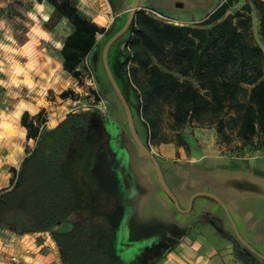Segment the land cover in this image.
<instances>
[{
  "label": "trees",
  "instance_id": "obj_1",
  "mask_svg": "<svg viewBox=\"0 0 264 264\" xmlns=\"http://www.w3.org/2000/svg\"><path fill=\"white\" fill-rule=\"evenodd\" d=\"M48 2L72 25L61 46L62 66L77 74L106 29L72 0ZM108 2L115 9V0ZM233 2L222 0L195 24L160 21L144 9L135 13L119 69L128 70L148 139L167 140L160 136L164 114L175 131L192 123L212 126L224 141L233 133L248 149L264 136V0H254L262 44L251 29L249 4L229 12ZM20 122L34 145L0 189V227L17 234L48 231L62 264H153L126 262L114 247L121 197L100 130L112 121L91 109L68 111L48 129H40L41 111H23ZM64 221L69 229L54 228ZM235 254L242 264H254L236 239Z\"/></svg>",
  "mask_w": 264,
  "mask_h": 264
},
{
  "label": "crops",
  "instance_id": "obj_2",
  "mask_svg": "<svg viewBox=\"0 0 264 264\" xmlns=\"http://www.w3.org/2000/svg\"><path fill=\"white\" fill-rule=\"evenodd\" d=\"M124 2L118 5L116 0L115 9L109 4L114 16L126 19ZM214 3L215 0H144L138 10L147 12L151 8L171 15L174 23L195 24L219 4ZM183 11H188L187 15H182ZM57 122H43L40 129L52 128ZM100 130L105 135L104 147L110 152L111 170L121 197L114 247L123 260L242 264L235 254L237 231L262 257L238 240L239 247L254 255V264H264V136L259 141L253 138L252 149L241 147L239 139L237 146H231L214 127L192 123L176 131L180 141L176 134L173 139L155 143L154 155L179 203L178 209L162 189L151 160L139 153L136 144L122 140L113 123L107 122ZM202 191L216 194L227 212ZM66 222L67 226L61 222L54 228L69 229L71 223ZM8 230L9 238L0 242V264H62L48 231L17 234ZM45 238L51 247L44 245ZM27 248L29 253L25 252ZM11 255H16L18 262L13 263Z\"/></svg>",
  "mask_w": 264,
  "mask_h": 264
},
{
  "label": "rangeland",
  "instance_id": "obj_3",
  "mask_svg": "<svg viewBox=\"0 0 264 264\" xmlns=\"http://www.w3.org/2000/svg\"><path fill=\"white\" fill-rule=\"evenodd\" d=\"M72 1L81 14L106 29L105 33L96 35V45L87 55V64L82 61L74 75L63 68L61 55L63 40L72 30L71 23L57 13L48 0H0V189L9 186L14 169L34 145V140L27 139V129L20 122V115L25 110L30 116L41 111L42 120L51 125L68 111L98 109L97 104L102 101L106 110L100 112L119 128L122 140L134 142L122 105L101 61L104 43L123 24L125 17L114 16L107 0ZM220 1L215 0L214 5ZM117 2L119 5L122 0ZM131 2L125 0L124 4L128 7ZM246 3L250 6L252 32L262 44L254 0H234L229 12L241 10ZM142 4L144 0H140L139 8ZM187 12L183 11L182 15ZM164 15L167 19L160 21L174 23L171 15ZM127 31L110 47L108 61L129 103L139 136L155 154L158 137L148 139L138 100L126 80L128 70L121 72L119 69V63L128 51L124 48ZM61 92H67V97H62ZM176 134L164 114L160 136L169 140ZM237 140L232 133L231 146L238 144ZM67 224L65 221L62 225ZM10 234L8 229L0 228V242H6Z\"/></svg>",
  "mask_w": 264,
  "mask_h": 264
},
{
  "label": "water",
  "instance_id": "obj_4",
  "mask_svg": "<svg viewBox=\"0 0 264 264\" xmlns=\"http://www.w3.org/2000/svg\"><path fill=\"white\" fill-rule=\"evenodd\" d=\"M139 2L140 0H132V2L130 3V5L126 8H124V10H128L127 16L125 21L123 22V24L116 30L114 31L106 40V42L104 43L102 50H101V61H102V66L104 69V72L108 78V81L110 83V85L112 86L119 102L122 105L123 111H124V115H125V120H126V125L129 131V134L132 138V140L134 141V143L136 144L138 151L141 155L143 156H147L154 167V171L155 174L157 176V179L162 187V189L165 191V193L169 196V198L173 201V203L175 204V206L180 209L179 207V203L175 197V195L173 194L172 190L170 189V187L168 186V184L166 183L163 174H162V170L160 168L159 162L157 160V158L155 157V155L152 153L151 149L143 142V140L141 139V137L139 136V133L137 131L135 122H134V118H133V114L131 111V108L129 106V103L127 102L119 84L117 83L112 70L110 68L109 65V61H108V52L110 47L112 46V44L120 37L122 36L129 28V25L134 17V14L136 12V10L139 9ZM201 194H206L210 197H212L213 199H215L227 212V209L225 207V204L222 202V200L214 193L212 192H207V191H202L200 192ZM192 199V197H191ZM191 199L189 200V205L191 204ZM228 217L230 218V216L228 215ZM236 231V230H235ZM236 236L238 238V240L245 246L247 247L251 252H253L254 254L262 257V255L257 252L254 248H252L249 244H247L242 238L241 236L238 234V232L236 231Z\"/></svg>",
  "mask_w": 264,
  "mask_h": 264
},
{
  "label": "built area",
  "instance_id": "obj_5",
  "mask_svg": "<svg viewBox=\"0 0 264 264\" xmlns=\"http://www.w3.org/2000/svg\"><path fill=\"white\" fill-rule=\"evenodd\" d=\"M147 13H148L149 15H151L153 18L157 19V20L167 19V17H166L164 14L158 12V11L155 10V9L147 8ZM164 21H165V20H164ZM83 62H85V63L87 64V56L83 59ZM97 107H98V110L100 109V111H102V112H105V110H106V105H105V103L102 102V101H101V103L97 104ZM48 239H49V237H48ZM46 240H47L46 238L43 240L44 245H48V246L51 247L52 245H51L50 243L47 244V243L45 242ZM53 249L56 250V251L59 250L57 245H54ZM25 252H26V253H29V249L27 248V249L25 250ZM10 260H11L13 263H16V262H18V257H17L16 255H11Z\"/></svg>",
  "mask_w": 264,
  "mask_h": 264
},
{
  "label": "flooded vegetation",
  "instance_id": "obj_6",
  "mask_svg": "<svg viewBox=\"0 0 264 264\" xmlns=\"http://www.w3.org/2000/svg\"><path fill=\"white\" fill-rule=\"evenodd\" d=\"M116 1V0H115Z\"/></svg>",
  "mask_w": 264,
  "mask_h": 264
}]
</instances>
